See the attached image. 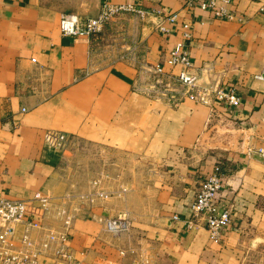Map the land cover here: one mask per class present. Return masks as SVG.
Returning a JSON list of instances; mask_svg holds the SVG:
<instances>
[{"label":"crops","instance_id":"crops-1","mask_svg":"<svg viewBox=\"0 0 264 264\" xmlns=\"http://www.w3.org/2000/svg\"><path fill=\"white\" fill-rule=\"evenodd\" d=\"M91 1L90 15L69 13L80 20L95 16L100 0ZM108 1L147 12L121 13L132 39L122 46L137 47L136 59L94 58L92 37L61 34L66 12L57 3L0 0V196L31 201L45 192L56 204L63 150L46 136L62 132L125 158L102 169L107 189L113 190L112 180L124 181L122 198L70 206L68 240L83 253V264L231 263L246 243L264 241V77H256L264 68V0H232L233 19L185 0ZM172 13L175 22L164 21ZM160 21L169 33L157 29ZM186 23L198 85L235 88L238 106L188 95L171 101L144 90L139 62L162 64L168 77L179 71L165 59ZM218 167L224 170L218 209L230 205L231 222L215 243L201 221L187 227L185 220L204 176ZM120 212L129 215L130 228L115 235L102 219ZM33 220L62 224L55 209ZM40 261L53 264L48 257Z\"/></svg>","mask_w":264,"mask_h":264},{"label":"built area","instance_id":"built-area-1","mask_svg":"<svg viewBox=\"0 0 264 264\" xmlns=\"http://www.w3.org/2000/svg\"><path fill=\"white\" fill-rule=\"evenodd\" d=\"M232 0H185L189 7H198L202 10H210L213 15L220 18L233 19L235 14L230 6ZM123 12H132L140 17L146 15V11L132 3L113 4L108 0H100V10L92 17L80 20L75 14L62 13L59 18V30L65 36H85L91 38L104 29L105 25L114 20ZM177 18L172 13L164 18V21L173 23ZM182 39L176 42L169 50L165 63L170 67H179L175 75H171L178 82L186 86V95L204 104L216 102L228 108L240 104V96L235 88L217 87L216 89H195L197 77L190 72L192 62L188 50V42L191 37V24L183 25ZM157 29L163 33H169L170 29L160 21ZM154 70L160 75L169 76L164 71L162 64L154 65ZM264 77V68L256 75ZM22 110H25L23 108ZM68 135L62 132H48L46 140L54 147H60L68 140ZM264 154V148L259 149ZM222 174L218 169L204 176L198 191L190 203L191 217L185 220L187 227L202 222L210 239L215 243L222 240V229L231 222L230 205L219 207V198L223 189ZM108 174L100 170L92 181L93 190L86 193L68 192L62 197V201L68 200L73 204L92 203L96 199L107 200L111 196H121V191L109 190L105 186ZM60 200V198H58ZM53 206V197L45 192H37L31 201L21 199H9L0 196V264H42L41 257H48L53 264H83V253L72 247L68 240V228L72 222L73 214L70 206L67 209L61 207L60 201ZM60 202V203H59ZM55 209V215L61 220V228L44 225L34 218L43 219ZM30 216L31 218H29ZM173 220L179 219L174 214ZM105 230L118 235L127 232L130 228V219L126 212L106 216L102 219ZM123 255L124 251H120ZM121 264V263H118ZM127 264H148L147 261L131 260Z\"/></svg>","mask_w":264,"mask_h":264},{"label":"rangeland","instance_id":"rangeland-1","mask_svg":"<svg viewBox=\"0 0 264 264\" xmlns=\"http://www.w3.org/2000/svg\"><path fill=\"white\" fill-rule=\"evenodd\" d=\"M49 1L57 3L63 12H73L82 16L90 15V10L93 5L91 0ZM122 14H119L114 20L107 23L102 32L92 37V55L99 61L109 62L120 57L133 59L138 57L136 54L137 47L132 51L131 49H125V47L122 46L132 41L131 35H129V30L131 29L130 21L126 18H122ZM118 20H120V22H118ZM133 25L136 26L135 21L133 22ZM138 67H140L144 76V90L150 95L169 99L171 101H175L186 95V86L181 85L177 79L166 75H160L155 72L154 66H144V64L142 65V62H139ZM213 87L214 85L200 86L196 81V86L193 87V90L217 88ZM62 150L63 158L58 170L60 174L59 184L61 185L60 190L58 191L60 196L57 198H60L59 201L61 203H59L63 204L61 206L63 209H67L70 206L68 200H65L64 202L62 201L63 195L68 192L86 193L93 190L92 181L97 177L100 170L103 168L109 170V166H112L115 161L113 159L119 158L125 160L124 157L117 156L113 151H107L99 146L73 138H68L62 146ZM110 184L111 187L109 188L116 192L121 191V195L124 194L127 190L126 188H128L124 181L117 182V180H112L110 181ZM117 198L120 199L122 196H117ZM123 233L127 232H122V234ZM253 243L254 244L246 243L245 247L237 251V258L227 264H264V241L260 243L255 241Z\"/></svg>","mask_w":264,"mask_h":264},{"label":"trees","instance_id":"trees-1","mask_svg":"<svg viewBox=\"0 0 264 264\" xmlns=\"http://www.w3.org/2000/svg\"><path fill=\"white\" fill-rule=\"evenodd\" d=\"M218 171L220 174H222V172L224 173V170H221L219 167H218Z\"/></svg>","mask_w":264,"mask_h":264}]
</instances>
